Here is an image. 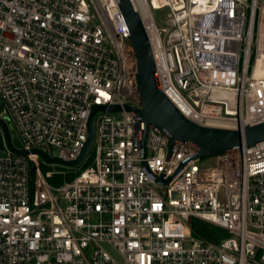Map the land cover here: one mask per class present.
Listing matches in <instances>:
<instances>
[{"label":"built area","instance_id":"2783aa9c","mask_svg":"<svg viewBox=\"0 0 264 264\" xmlns=\"http://www.w3.org/2000/svg\"><path fill=\"white\" fill-rule=\"evenodd\" d=\"M133 3L160 87L186 118L264 121V0ZM162 7L167 27L153 19ZM0 100L17 146L66 160L85 145L92 107L120 106L95 113L76 166L89 149L93 159L70 179L76 166L3 144L0 264H264V139L199 167L183 162L196 144L170 148L165 131L126 110L140 90L116 0H0ZM195 220L227 235L200 236Z\"/></svg>","mask_w":264,"mask_h":264},{"label":"water","instance_id":"95a60500","mask_svg":"<svg viewBox=\"0 0 264 264\" xmlns=\"http://www.w3.org/2000/svg\"><path fill=\"white\" fill-rule=\"evenodd\" d=\"M129 28V38L134 47L137 79L140 90V106L125 104L126 110H131L143 120L145 124L153 123L165 131L170 138V148L176 141H190L197 145V151L193 156L186 158H203L216 155L229 148L245 144L249 146L264 139V121L245 124L243 127L229 128L198 124L186 118L171 99L162 91L156 74L154 61L151 53L149 40L142 26L133 0H116ZM99 110L109 112L120 110L119 105H95L92 107L88 117V138L79 156L74 160L61 159L50 156L38 148L26 149L17 146L13 141L8 116L0 117V130L3 142L8 150L16 154L26 155L28 153L38 154L48 163H57L66 166H76L90 146L93 135V119ZM145 130H142V138ZM157 181H167L156 177Z\"/></svg>","mask_w":264,"mask_h":264},{"label":"rangeland","instance_id":"374dc122","mask_svg":"<svg viewBox=\"0 0 264 264\" xmlns=\"http://www.w3.org/2000/svg\"><path fill=\"white\" fill-rule=\"evenodd\" d=\"M153 14V19L155 24L158 27H167L169 26L168 23L166 22V18H167V14H168V9L167 7H162V8H158V9H154L152 11ZM1 102V100H0ZM118 113H115V116H118ZM11 135L14 141H16V139H19V136L17 135V133L15 131H11ZM3 139H2V135H1V130H0V154H2L4 152V147H3ZM93 159V150L89 149L88 153H87V161H85L84 163L73 167V168H65V171L67 172V178L70 179L72 176L76 175L77 173L80 172V170H82L85 166H87ZM217 159H218V155H212V156H207V157H203L197 160V164L199 165V167H211L214 166L217 163ZM43 168L46 169H63L60 167H55L53 165H43Z\"/></svg>","mask_w":264,"mask_h":264},{"label":"trees","instance_id":"16d2710c","mask_svg":"<svg viewBox=\"0 0 264 264\" xmlns=\"http://www.w3.org/2000/svg\"><path fill=\"white\" fill-rule=\"evenodd\" d=\"M195 222V232L196 234L206 237L211 240H217L216 236L217 234H220L222 236H226L227 232L224 230L219 229L218 227L211 225L209 223L205 222H199V221H194Z\"/></svg>","mask_w":264,"mask_h":264},{"label":"bare ground","instance_id":"6f19581e","mask_svg":"<svg viewBox=\"0 0 264 264\" xmlns=\"http://www.w3.org/2000/svg\"><path fill=\"white\" fill-rule=\"evenodd\" d=\"M211 124L213 126H218V127H229V128H233L235 126L234 121H230V120H221V119H216L214 121L211 122Z\"/></svg>","mask_w":264,"mask_h":264}]
</instances>
